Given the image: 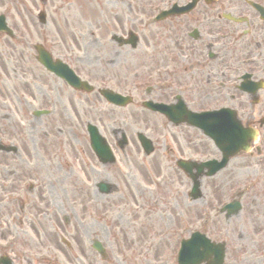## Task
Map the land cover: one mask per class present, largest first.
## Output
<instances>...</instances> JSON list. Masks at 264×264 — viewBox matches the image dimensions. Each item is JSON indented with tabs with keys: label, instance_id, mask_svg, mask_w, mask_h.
<instances>
[{
	"label": "flooded vegetation",
	"instance_id": "flooded-vegetation-1",
	"mask_svg": "<svg viewBox=\"0 0 264 264\" xmlns=\"http://www.w3.org/2000/svg\"><path fill=\"white\" fill-rule=\"evenodd\" d=\"M105 13L103 21L96 20L99 28L103 23L102 28L109 33L125 38L134 35L137 39L134 48L132 44H108L111 55L120 58L119 74L97 79L108 84L109 89L118 88L120 94L131 96L132 104L122 109L125 129L136 122L134 131H178L180 137L175 135L174 139L179 155L207 160L218 157L219 152L199 130L177 127L143 105L153 102L170 106L176 113H184L185 108L193 113L226 109L236 113L245 126L258 131L251 152L244 156L264 161V0H105ZM68 26L63 23L64 28ZM75 48L77 43L45 45L54 62H61L82 79L93 81L91 73L80 71L85 61L74 53ZM9 51L10 69L0 55V130L8 132L0 139L19 143L27 160L0 152L4 154L0 156V198L3 203L6 194L20 193L21 197L11 198L10 204L22 211V223L28 220V209L32 208L28 204L38 207L45 203L43 195L58 212L63 201L61 193L65 198L77 195L78 184L70 164L79 162L75 145L79 144L80 115L95 114V96L74 90L44 66L38 72L29 69L31 56L24 52L18 54L24 59L20 67L13 59L15 53ZM143 84L151 86L142 92ZM31 112L41 113L38 166L44 188L37 193L39 203L32 202L34 188L23 187L32 177L31 157L23 139ZM91 152L85 151L84 155L95 164ZM18 162L24 167L18 172L16 184L13 176L17 173L6 172L5 164L12 163L20 169ZM66 166L68 169L64 170ZM7 182L10 187L5 190L2 184ZM70 219L65 221L72 229L57 223L64 236L74 239L73 235L78 233ZM15 261L30 264L27 257L19 256Z\"/></svg>",
	"mask_w": 264,
	"mask_h": 264
},
{
	"label": "rangeland",
	"instance_id": "rangeland-1",
	"mask_svg": "<svg viewBox=\"0 0 264 264\" xmlns=\"http://www.w3.org/2000/svg\"><path fill=\"white\" fill-rule=\"evenodd\" d=\"M55 5H57L55 2L49 3L47 7L41 0H0V14H7L9 25L15 30L18 42H21L20 47L29 53L34 43L41 40L61 41L58 29L60 20L56 11L53 10ZM40 11H46L47 25L45 26L38 21ZM80 33L82 36H75L78 44L85 43L87 48L85 52L89 55L88 57L91 58V55L95 57L85 62L82 71L91 73L95 81L107 76H117L120 58L113 57L109 47L105 52L96 50L93 53L90 50L92 47L95 49L105 46L106 37L100 33L95 37H92L89 32L81 31ZM65 37L68 43L73 41L71 35ZM6 44H10L9 41L0 38V45ZM6 48L4 55L10 50V46ZM2 51L0 49V52ZM110 56L112 60L104 63L102 57L109 58ZM18 59L21 57L18 56ZM4 63L7 64L6 61ZM18 65L21 67L23 62L20 61ZM27 67L36 71L29 62ZM112 69L116 73L111 71ZM83 115L96 121L112 142L113 134H118L122 130L136 140L137 132L133 130V124L136 122L130 124L129 131H127L128 128H122V112L113 111L105 123L100 120L99 113L88 115L84 112ZM128 116L131 115L128 114ZM12 118L16 117L12 115ZM83 119L85 118L82 117L81 120ZM27 121L26 124L31 129V143H28L27 138L25 141L30 146L31 159L38 163L40 124L39 121L35 123L31 117ZM112 123H115V126ZM34 124H37V127ZM33 128L36 129L32 131ZM116 130L119 132H115ZM7 133L0 130V137L2 138ZM143 133L149 136L157 146L158 152L155 156L141 162L139 157L137 158V151L131 147L126 153L120 155L121 161L116 166L103 168L97 165L95 172L86 168L89 171L88 177H84L81 168L77 170L79 173L75 178L79 180V184L77 181L78 188L85 191H77V195L72 194L67 198L63 193L60 194L63 201L61 200L60 212L57 214L63 217V222L67 215L72 216L71 221L74 222V229L78 233L77 236L73 235L74 239L66 236L62 238L70 243L71 248L65 244H59L56 234L51 232L55 213L49 212L47 205H44L43 207L38 206V209L42 213L40 214L42 218H46L45 222L34 220L32 224L24 225L27 228V236L21 232L22 225L17 226L16 235L20 245L15 249L16 253H32L34 256L42 252L40 256H45V264H58L57 259L59 264H71L69 262L77 264L79 258L82 262L87 260L89 264H175V251L179 241L187 238L190 233L203 230L206 226L201 223V217L209 214L214 218L206 227L205 232L212 240L227 243L226 263L264 264V178H262L264 161L261 162L262 159L237 161L219 176L204 181V200L189 203L187 201L188 182L183 176L181 177L180 173L173 170L177 156L176 154L172 156V147L176 143L172 134L149 130H144ZM83 136L84 132L81 129L79 142L85 150ZM177 138L179 140V137ZM8 170L13 171L10 166ZM32 176L34 180L40 178L38 171L35 170L32 171ZM158 176L165 177L163 182H159L160 184H157ZM254 179L256 183L252 184V189L241 201L240 215L228 222L224 217L217 216L216 218L214 207L228 199L233 189L239 188L241 191H246L249 183ZM86 181H91L90 188L101 181L112 183L118 189L117 194L101 196L95 189L89 192L90 190L83 187V185L88 186ZM246 184L248 185L245 186ZM70 202H76L77 207H69ZM31 220H33L32 217ZM46 223H49L47 234L41 228ZM55 224L59 223L55 222ZM36 225L39 231L32 228ZM11 230L14 228L10 227ZM56 231L60 233L57 226ZM95 239L107 248V259L102 260L91 251L90 242ZM56 249L63 254L55 252ZM53 257H57L55 261ZM31 264L43 263L34 260Z\"/></svg>",
	"mask_w": 264,
	"mask_h": 264
},
{
	"label": "water",
	"instance_id": "water-1",
	"mask_svg": "<svg viewBox=\"0 0 264 264\" xmlns=\"http://www.w3.org/2000/svg\"><path fill=\"white\" fill-rule=\"evenodd\" d=\"M0 23H3L2 20H0ZM195 237H197V236H195ZM187 245H190V244H187ZM202 256H204V255L201 254V257H202ZM194 259H195V257L187 258V260H194Z\"/></svg>",
	"mask_w": 264,
	"mask_h": 264
}]
</instances>
